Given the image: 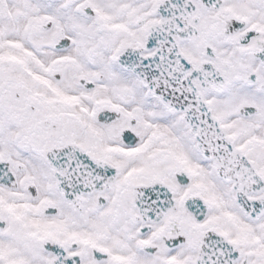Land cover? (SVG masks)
Segmentation results:
<instances>
[{
	"label": "snow or ice",
	"instance_id": "1",
	"mask_svg": "<svg viewBox=\"0 0 264 264\" xmlns=\"http://www.w3.org/2000/svg\"><path fill=\"white\" fill-rule=\"evenodd\" d=\"M0 264H264V0H0Z\"/></svg>",
	"mask_w": 264,
	"mask_h": 264
}]
</instances>
